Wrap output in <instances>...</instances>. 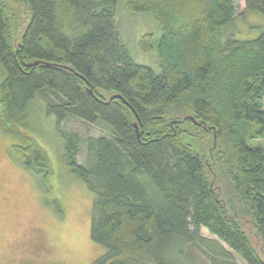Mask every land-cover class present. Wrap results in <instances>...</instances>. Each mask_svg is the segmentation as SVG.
<instances>
[{
    "label": "trees",
    "instance_id": "trees-1",
    "mask_svg": "<svg viewBox=\"0 0 264 264\" xmlns=\"http://www.w3.org/2000/svg\"><path fill=\"white\" fill-rule=\"evenodd\" d=\"M20 1L22 22L0 0L1 127L51 191L56 168L30 131L37 108L56 118L60 169L94 195L95 264H199L195 249L264 264V33L231 27L264 0L240 14L236 0ZM119 2L159 24L160 72L134 61ZM71 118L112 132L85 141L83 163V140L61 128Z\"/></svg>",
    "mask_w": 264,
    "mask_h": 264
},
{
    "label": "rangeland",
    "instance_id": "rangeland-1",
    "mask_svg": "<svg viewBox=\"0 0 264 264\" xmlns=\"http://www.w3.org/2000/svg\"><path fill=\"white\" fill-rule=\"evenodd\" d=\"M7 2L17 20L29 19L27 7L20 0ZM236 3L240 14L245 10L246 0H236ZM116 25L134 61L160 72L157 44L162 31L152 14L132 12L119 2ZM231 27L236 31V39H256L264 33V15L260 12L240 15ZM149 35L151 38L144 41ZM150 45L155 48L147 52L145 48ZM1 79L0 73V82ZM36 110L34 130L30 132L48 150L56 172L48 191L39 176L22 165L20 151L14 147L20 146L21 141L6 134L0 121V264H95L105 248L95 244L90 236L94 195L84 182L60 169L56 150L62 139L56 118L45 117L44 111ZM61 128L78 134L83 140L78 156L82 163L86 162L88 138L112 134L103 122L90 124L76 118L69 119ZM203 235L215 239L207 230H203ZM257 246L264 254L260 243ZM192 253L199 264H216L202 251L195 249ZM235 263L245 264L237 255Z\"/></svg>",
    "mask_w": 264,
    "mask_h": 264
}]
</instances>
